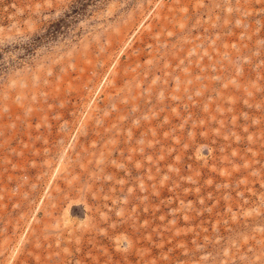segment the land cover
<instances>
[{"label": "rangeland", "instance_id": "rangeland-1", "mask_svg": "<svg viewBox=\"0 0 264 264\" xmlns=\"http://www.w3.org/2000/svg\"><path fill=\"white\" fill-rule=\"evenodd\" d=\"M0 264H264V0H0Z\"/></svg>", "mask_w": 264, "mask_h": 264}]
</instances>
